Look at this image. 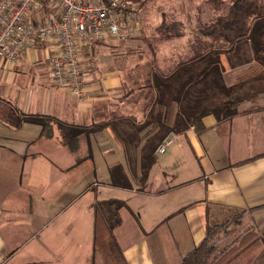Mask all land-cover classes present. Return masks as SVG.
<instances>
[{"label":"crops","instance_id":"crops-1","mask_svg":"<svg viewBox=\"0 0 264 264\" xmlns=\"http://www.w3.org/2000/svg\"><path fill=\"white\" fill-rule=\"evenodd\" d=\"M59 15L39 0L30 20L37 25ZM141 39L111 38L85 51L83 103L52 81L56 41L26 46L14 64L0 60V264H97L98 200L127 203L114 231L127 264H182L206 238L207 225L243 211L242 225L218 239L216 254L250 228L264 235V208L250 211L264 207V127L256 118L264 113V96L243 103L231 120L207 115L201 134L195 127L171 132L174 143L157 154L143 182L147 143L184 116L165 81L210 47L166 54L167 44L137 54L133 45ZM220 62L227 87L235 84V71L264 70L257 62L233 69L226 55ZM223 124L225 132L218 129ZM230 264H264L263 242Z\"/></svg>","mask_w":264,"mask_h":264},{"label":"trees","instance_id":"trees-1","mask_svg":"<svg viewBox=\"0 0 264 264\" xmlns=\"http://www.w3.org/2000/svg\"><path fill=\"white\" fill-rule=\"evenodd\" d=\"M206 4L214 15L208 23L199 26V31L210 41V52L182 63L165 81L168 94L183 103L184 116L179 114L173 128L163 126L147 143L142 157L143 182L157 162L156 150L171 132L182 134L195 127L201 134L207 129L203 123L207 115L231 120L239 115L242 102L264 96V72L227 87L221 79L224 67L220 62L221 56L226 55L233 69L253 62L264 67V0H206ZM124 208H128L127 203L117 199L98 200L93 204L94 243L105 254L104 264H127L114 235L123 224L121 210ZM247 213L243 211L222 224L207 225L206 238L183 257L182 264H230L257 241L261 240L264 245V235L259 236L250 228L237 245L216 254L218 239L232 236Z\"/></svg>","mask_w":264,"mask_h":264},{"label":"built area","instance_id":"built-area-1","mask_svg":"<svg viewBox=\"0 0 264 264\" xmlns=\"http://www.w3.org/2000/svg\"><path fill=\"white\" fill-rule=\"evenodd\" d=\"M39 0H0V60L14 64L37 40L56 41L49 59L52 81L67 88L78 103L86 99L85 51L110 40H125L144 27L141 6L129 0H46L60 13L35 25L30 16ZM168 137L156 150L163 153L175 140Z\"/></svg>","mask_w":264,"mask_h":264},{"label":"rangeland","instance_id":"rangeland-1","mask_svg":"<svg viewBox=\"0 0 264 264\" xmlns=\"http://www.w3.org/2000/svg\"><path fill=\"white\" fill-rule=\"evenodd\" d=\"M129 1L136 2L141 6L143 19L145 22L144 27L140 32L128 37H139L142 38L141 40H143V38L146 40L138 41L136 45H133L134 50H131L135 53L143 54L149 52L150 47H153L159 51L161 46H165L167 44L169 48L164 49V53L166 54H176L179 52L187 53L188 48H198L197 50H194L195 53H205L207 50H209L211 44L210 41L202 37L199 31V26L201 24L208 23L214 15L213 10L206 4V0ZM177 39L180 40L177 42ZM252 67L253 65H250L246 68L235 71V73L233 72L230 76L236 78L237 80L239 79V82L236 80L237 83L235 82V84H238L250 78L251 76H255L259 72H264V70L253 72L255 71V68ZM262 68L264 69V67ZM261 97L263 96L258 98ZM258 98L254 99L253 101L257 100ZM246 102L249 101L242 102L239 106ZM256 107L257 105L252 106L249 109L254 110ZM256 118L259 119L257 122V127H264V123L262 122V119H264V113L256 115ZM218 129L222 132H225L226 126L224 124L220 125ZM183 138V136L178 137V141H176V143L183 140ZM119 250L121 252L120 247ZM94 256L96 257L97 264H104L105 254L102 250L97 249V252H95Z\"/></svg>","mask_w":264,"mask_h":264}]
</instances>
